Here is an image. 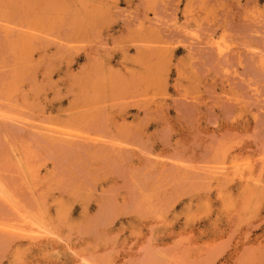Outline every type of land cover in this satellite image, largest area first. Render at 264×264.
<instances>
[{
  "label": "rangeland",
  "instance_id": "rangeland-1",
  "mask_svg": "<svg viewBox=\"0 0 264 264\" xmlns=\"http://www.w3.org/2000/svg\"><path fill=\"white\" fill-rule=\"evenodd\" d=\"M0 264H264V0H0Z\"/></svg>",
  "mask_w": 264,
  "mask_h": 264
},
{
  "label": "bare ground",
  "instance_id": "bare-ground-1",
  "mask_svg": "<svg viewBox=\"0 0 264 264\" xmlns=\"http://www.w3.org/2000/svg\"><path fill=\"white\" fill-rule=\"evenodd\" d=\"M194 5V4H193ZM89 6V5H88ZM199 22V21H198ZM156 25V24H155ZM13 162V161H12ZM35 182V181H34ZM37 185V184H36ZM36 190V189H35ZM27 225V224H26ZM31 228H33V227H31ZM35 230V229H34ZM37 231V230H36ZM33 237V236H32Z\"/></svg>",
  "mask_w": 264,
  "mask_h": 264
}]
</instances>
